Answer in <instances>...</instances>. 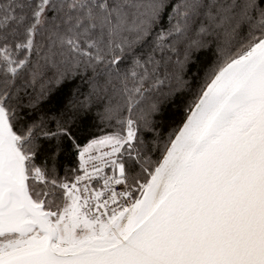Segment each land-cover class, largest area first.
<instances>
[{
	"label": "snow or ice",
	"instance_id": "snow-or-ice-1",
	"mask_svg": "<svg viewBox=\"0 0 264 264\" xmlns=\"http://www.w3.org/2000/svg\"><path fill=\"white\" fill-rule=\"evenodd\" d=\"M0 264H264V0H0Z\"/></svg>",
	"mask_w": 264,
	"mask_h": 264
}]
</instances>
